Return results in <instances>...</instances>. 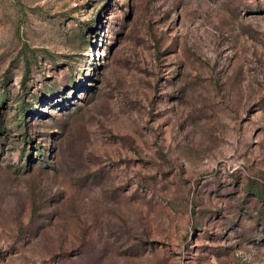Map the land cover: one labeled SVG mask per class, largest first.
Listing matches in <instances>:
<instances>
[{
  "label": "rangeland",
  "instance_id": "obj_1",
  "mask_svg": "<svg viewBox=\"0 0 264 264\" xmlns=\"http://www.w3.org/2000/svg\"><path fill=\"white\" fill-rule=\"evenodd\" d=\"M0 264H264V0H0Z\"/></svg>",
  "mask_w": 264,
  "mask_h": 264
}]
</instances>
